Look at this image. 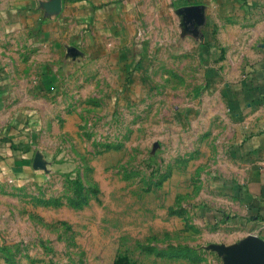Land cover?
Masks as SVG:
<instances>
[{
    "label": "rangeland",
    "instance_id": "374dc122",
    "mask_svg": "<svg viewBox=\"0 0 264 264\" xmlns=\"http://www.w3.org/2000/svg\"><path fill=\"white\" fill-rule=\"evenodd\" d=\"M52 1L0 0L3 108L44 165L0 175V264H224L264 0H128V24L51 21L78 0Z\"/></svg>",
    "mask_w": 264,
    "mask_h": 264
},
{
    "label": "crops",
    "instance_id": "0c3cea01",
    "mask_svg": "<svg viewBox=\"0 0 264 264\" xmlns=\"http://www.w3.org/2000/svg\"><path fill=\"white\" fill-rule=\"evenodd\" d=\"M175 1V0H174ZM213 0H200L204 11H209ZM176 2V1H175ZM87 3L88 6H84ZM75 6V7H74ZM85 7V11L78 7ZM67 10V11H66ZM128 0H78L63 4L60 16L50 17L51 21L64 22L73 19L75 24L90 18L91 24H128L126 14ZM123 14L125 19L123 20ZM66 16V17H65ZM49 74L45 73L41 82L46 85ZM260 81V80H258ZM258 85H256V88ZM260 97L252 102L254 110L247 123L249 131L240 142V151L247 162V173L242 184L241 204L236 219L247 226V235L257 234L264 239V85L258 88ZM0 92V175L9 180H22L36 170L30 141L25 132L18 131L10 113L4 110Z\"/></svg>",
    "mask_w": 264,
    "mask_h": 264
},
{
    "label": "water",
    "instance_id": "95a60500",
    "mask_svg": "<svg viewBox=\"0 0 264 264\" xmlns=\"http://www.w3.org/2000/svg\"><path fill=\"white\" fill-rule=\"evenodd\" d=\"M52 11L61 9V0H53ZM47 10L50 6L46 5ZM34 168L44 167L38 158L34 160ZM221 255H224V264H264V239L257 234H251L233 245H215L214 247Z\"/></svg>",
    "mask_w": 264,
    "mask_h": 264
},
{
    "label": "built area",
    "instance_id": "2783aa9c",
    "mask_svg": "<svg viewBox=\"0 0 264 264\" xmlns=\"http://www.w3.org/2000/svg\"><path fill=\"white\" fill-rule=\"evenodd\" d=\"M10 181H12V180H10Z\"/></svg>",
    "mask_w": 264,
    "mask_h": 264
}]
</instances>
